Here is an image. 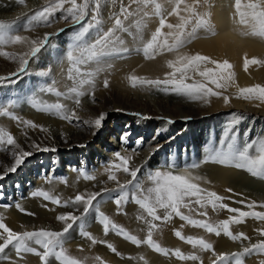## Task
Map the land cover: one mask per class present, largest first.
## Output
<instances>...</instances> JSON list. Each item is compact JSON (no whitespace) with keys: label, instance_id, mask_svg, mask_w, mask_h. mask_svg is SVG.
Returning a JSON list of instances; mask_svg holds the SVG:
<instances>
[{"label":"snow or ice","instance_id":"6c2138e0","mask_svg":"<svg viewBox=\"0 0 264 264\" xmlns=\"http://www.w3.org/2000/svg\"><path fill=\"white\" fill-rule=\"evenodd\" d=\"M20 5H25L26 0H17ZM90 0H83L82 3H78L77 0H55L54 3H49L47 6L34 11L31 17L28 19L29 27L25 28V31H30L35 25L43 24L44 26H51L52 17L54 13L58 10H64L66 15L64 19L69 17L75 23H80L84 20L85 16L88 14ZM95 7L94 12L98 11L100 4L99 0H94ZM200 0H192V3H188L187 0H175V6L168 15H176L180 23L171 24L166 22V18L163 15L162 5L157 2V0H130V4L127 6H122L120 10V15L115 18L114 28L108 29V31L103 32L99 35L97 39L92 42L85 40V34L88 33L89 29L94 25L89 23L87 26L83 27L79 31L74 40L73 46L67 51V60L70 67L68 68V79L73 81L74 86L69 88L66 93L60 92L54 87L55 81L52 85L42 87L39 89L40 92L53 93L57 97L64 96L66 98H71L74 94L75 104L80 106V97L84 95H90L95 100L94 88H95V76L101 69L96 71H88L86 66L92 62H99L100 59L106 55H110L113 52L118 51L116 48L117 38H115V31L117 29L122 31H127L124 27V20L129 17L136 15L131 9L132 4L143 5L147 8L149 5L154 6V13L158 17L159 27L156 28L155 32L152 34L151 39L144 44L143 53L146 59H154L158 51H168V52H178L186 43H190L196 38L197 30L204 28L209 35H217L216 30L212 27L208 20L204 18L198 11L197 7ZM65 4H69L70 7L64 8ZM181 5H183V11L187 13L186 16L180 15ZM236 16L238 17L237 23L246 30L239 32L241 36H260L264 38V0H235ZM144 16H149L148 12H144ZM123 17V19H121ZM93 20L96 24L99 23L96 15H93ZM15 21L5 22L0 20V56L5 57L10 60L19 61L18 72L10 73V76H17L19 73L24 72L29 63V58L35 57L37 53L41 51L53 33H45L42 38L36 37L31 38L28 36L16 34L13 32V25ZM189 25L191 29L189 30ZM137 28L140 27V22H136ZM167 28L169 31L163 33L161 30ZM60 31H63L61 29ZM58 34V33H57ZM171 39V43L169 40ZM122 43V41L120 42ZM7 45H27L28 51L23 54H15L12 52H7L4 50V46ZM120 51L127 52V49H120ZM264 63V61H259L256 58L248 59L245 58L244 67L247 70L250 64ZM214 65V68H209L206 65ZM204 65L203 69L201 66ZM167 67L171 69L170 72L165 74V78L161 79H147L144 77L130 76L129 80L132 83V87H136L137 84L154 86L162 91H169L171 86V91L177 94L185 95L193 100H204L205 103L209 102L210 97H221L223 93L221 91H216L209 85H214L215 89H226L230 83L234 82V72L231 71L232 65L228 60L217 61L208 56H202L196 54L193 56L189 55H177L176 59L167 61ZM189 73L200 76L202 81H194L193 83H187L189 79H193ZM43 76H47L48 72L40 73ZM8 79V77H0V81ZM104 87L109 86V81L104 80ZM85 85L89 86V90L84 91ZM164 87L161 88L160 86ZM239 94L244 99H259L264 101V86L255 85L251 88H241L239 89ZM225 104L229 103V97L223 96ZM15 102H10L7 107H0V116H7L11 119L18 120L19 117L15 116L14 113L9 111ZM29 103L32 107L37 110H43L48 112H55L60 118L69 120L76 117L73 111L71 115L65 114L66 106L62 103L46 104L38 100L36 96L29 99ZM105 118V114L102 113L98 118L93 121H84L83 123L88 124L91 127L100 129L102 127V121ZM148 117H145L147 119ZM28 127L37 128L42 126L36 125L33 121L25 120L22 121ZM168 123H173L169 120ZM130 134H125L121 137L124 142H127L128 136ZM224 140H221V145H226V147L215 148L206 160L220 163V164H231L236 168H242L251 173L253 176H259L264 178V138L260 140H252L238 145L236 134L231 128L227 129L224 133ZM137 145L142 144V138L136 141ZM9 145L16 149H19L13 135L0 127V146ZM33 147L39 151H56L55 148L41 147L38 144H33ZM31 152L18 151L13 152L15 158L14 163L11 167L6 168L5 172L0 174V179H3L7 173L15 172L17 168L24 162L26 157L31 156ZM116 161L110 163L109 167L106 169L108 174V180L116 183V189L105 191H116L118 192L114 203L117 205L118 210L123 204L129 201V198L147 214L146 219L144 216H139L138 219L144 220L148 225V232L145 239L141 240L136 235L131 234L123 227L116 225L105 213L100 212L96 208L97 221L103 226L105 235L108 234L110 230L115 231L118 235L122 236L125 240L131 242L136 246L142 244L147 245L153 251L160 253L164 256L174 255L180 260H192L199 261L203 264L200 256L196 254L185 255L180 249H168L162 247L160 243L153 239V231L159 230L160 224L156 223L167 222L171 220L172 216H178L181 220L186 221L188 224L205 229L209 233H214L219 236L221 233L228 236L233 241H248L250 238L243 232L233 234L230 230V225L241 224L244 222L245 218H254L259 221H264V211H242L239 208H230L227 204L222 203L225 197L218 195L216 192L208 191L200 187L198 183L194 181L201 179L200 177H195L192 172L185 168L183 173H176L174 171H162L155 170L150 171L147 174V179L150 182V186L145 187L143 182L137 179L138 173H140V167H130V162L132 157L130 155H121L120 152L115 153ZM169 168H174L175 165L169 164ZM192 168L199 167L198 164H193ZM122 171L126 175L130 176L131 179L124 183H121L118 176L113 171ZM81 174L85 179L94 180L95 176L89 175L81 169ZM66 183V181H65ZM231 192V189H228ZM33 196L43 197L45 200H49L56 205H61V200L59 197L50 195L46 191L38 190L32 193ZM101 193H89V194H77L72 200L64 201L63 206L67 207L69 204L82 205L83 211L78 216L72 212L58 215L56 219L64 224L62 231H52L47 229H39L35 231H24L16 232L13 231L7 224L4 223V218L0 216V255L5 254L6 249L11 246L15 252L17 259H23L22 254H33L38 256L41 264H49L50 258H54L58 264H84V261L74 257L69 254L65 247V237L69 233L70 229L77 221H81L80 235L89 239L92 244L106 243L107 247L116 255L120 256L121 253L117 251L114 245L107 243L105 241H97L92 234L85 230L83 224V217L86 216L90 209L93 208V201L96 200ZM192 198H195L194 200ZM197 205L200 209L206 208L211 205L213 210L218 208L227 209L230 213H235L238 215L230 216L229 219L220 221L219 223L213 224L207 220L193 219L189 215H185L181 209H188L191 212L192 204ZM240 203H244L240 201ZM264 208V203L259 205L255 201L248 203L247 207L249 209H254L255 207ZM19 208L20 205H17ZM22 210V209H21ZM159 210H163V215L159 214ZM79 211V208H77ZM31 215V213H29ZM200 216H207V212H198ZM259 234L264 237V228L259 229ZM175 235L191 244L194 248H199L201 251H211L215 259L212 264H244V257L250 255H264V239L260 240L258 243L250 244L242 249L240 252L233 253H216L214 246L203 238L195 237H185L182 233L177 230ZM30 242H34L39 246H31ZM82 250V249H81ZM5 259L10 257L4 256ZM131 259V257H129ZM100 264H105V262L100 257H95ZM141 260H145L143 256L140 257ZM11 264H16L15 261H11ZM145 264L147 261L145 260ZM260 264H264V260L260 261Z\"/></svg>","mask_w":264,"mask_h":264},{"label":"bare ground","instance_id":"6f19581e","mask_svg":"<svg viewBox=\"0 0 264 264\" xmlns=\"http://www.w3.org/2000/svg\"><path fill=\"white\" fill-rule=\"evenodd\" d=\"M219 2H225V3L221 6L216 5L210 14L211 18L213 19V21L212 19L211 21L213 22V25H214V26L213 25L211 26L214 27V29L217 32V35L211 36L208 34L207 31L204 32L202 30L201 32H198L196 34L195 39H193L190 43H186L188 44L187 48H192L191 46L195 45L196 50L202 51L204 54L205 52L209 54L215 51L217 48L221 47L219 46L215 48L214 44L218 45L222 43L224 49L226 50V47H229L230 52L228 53L229 54L231 53V55H234L232 53L234 52L235 49H237V51L238 49H242L243 51H245L246 46L243 44L245 42H247L248 44L249 42L250 46L253 45L255 48L253 52L257 60L264 61V54H262L264 50V39H257L256 37L258 36L256 37L255 36L250 37V35L249 37L241 36L239 32L242 31L243 28L237 23L238 19H236L235 17H231L229 15L228 11L230 10V5H228V3L225 0H219ZM154 27H155V24H147V23L145 24L140 23L139 28H137L136 24L131 26V34L133 38L130 40H126V41L124 39L118 38V42H117L118 44H116V48L120 49V48L131 47L132 44L141 43L145 41L148 36L149 30L153 29ZM116 35H118V30L115 31V36ZM129 36L130 34H128L127 32V34H124L121 37L128 38ZM121 41L122 43H120ZM137 47L139 48L138 44H137ZM188 51H190V49ZM239 52H241V50ZM216 54H219V53H216ZM138 57L139 58L137 60L126 61L125 59L122 58L112 63H111V60L109 61L104 60L105 64L102 63L103 65H99L96 69H99L102 67L101 69L103 70L100 72V77L105 78L107 76L108 77L111 76L115 78L117 81H120L123 83L124 81H126V78H127L126 75L128 74V70L131 69L132 67L134 68L135 63L138 60L141 61L140 56ZM156 57L158 58L155 59L154 62L145 63L144 61L143 64L140 63L142 65L141 68L139 69L136 68L137 70L132 75L138 74L139 76L154 77L157 79H159L160 77V79L163 80L165 78L166 73H162L159 67H162L163 65L167 64V61L169 60H174L175 56L174 55L169 56L165 53L163 54L161 53L159 56H156ZM112 58H118V57L115 56ZM153 60H150V61H153ZM146 62L148 61L146 60ZM208 65H211V64H208ZM251 67L253 70L259 69L262 72V77L264 78V63H259L257 65L254 64ZM63 71H61L62 74L58 82H56V87L63 90L64 93H66L69 88L74 86V84L72 80L65 79L64 76L62 77ZM245 73L246 72L244 71V74ZM241 74L242 72L240 71L237 73L236 76H239ZM189 75L195 76V75H192V73H189ZM241 76H243V74ZM193 80L195 81L196 79L195 78L189 79L187 83ZM197 81H199L198 78H197ZM122 86L124 87V84ZM128 87L126 89H128ZM88 90H89V86L85 85L84 91L87 92ZM131 90L134 91L133 87ZM156 94L157 96L156 98L152 99V102L150 100L148 101L147 99H144L143 96H145V94L143 95H141L140 93L137 94L136 91H134L131 94V96L127 94L129 100L125 101L124 98H121V100L123 99V101H125L123 105L113 104L109 100V102H111L112 104H110L106 108H103V111L101 113H104L105 116H113L114 114H117L118 118L112 121L113 122L112 125L114 124L112 128H111L112 126L111 125L110 127L104 129V134H101L99 142H98L99 143L98 146L91 147L90 141H92L91 139L93 138V134H91L92 136L90 137L89 136L87 137L86 135H82L83 133H85V130H82L81 128L84 125L82 126L81 124L78 125L77 123L79 122V120L73 119L71 121L75 122L74 125L72 126L74 129H70L71 127H69L70 130L67 132V136L66 137L62 136L63 137L62 139H61V135L54 134L53 135L54 139L52 140L51 145H49L48 147V148H55L59 150L62 149L63 151L69 150L68 153L66 154V160L61 161V159H58L57 157L53 158V160H47V158H43L41 159L42 161L40 163H37V164L34 163L32 166L29 163H22L24 164V166H22L21 164L15 172L7 173L3 179H0V216L4 218V223L7 224V226H9L11 229L13 227H16L17 224H21V223H22L24 230L37 229L35 223H32L31 224L32 227L30 228L25 225V223L27 222H24L23 219L26 218V216L24 215V217L22 218L21 213H19V210L17 209L18 208L17 205L19 204L21 205L20 207L27 208L28 210H30L29 213H31V215H28V218L30 220L33 218L32 214H35V213H36L35 219L38 217L54 218V217H57L58 215H61L62 214L61 210H56L52 208L55 212L51 211L49 213L40 208V205L38 204L37 200H31V198H27V200H21L20 197L21 196L27 197L28 193H30L31 191L51 190L53 193V196H61L62 200H67V199L71 200V198H74L73 195L75 193L81 192L84 188L90 186L91 183H89V181H94L96 182L95 186L100 185L101 187L100 182L103 180L102 178L105 175L109 174L106 171V169L109 167L110 163H112L113 161L117 163L119 162V161H116L114 154L113 155L106 154L107 152L105 150L108 148H112V147L114 148L119 147L123 150L124 145H126V143L134 135H137L138 133L141 135L139 136V138H142V146L141 148L136 147L135 149V150H138L137 158L135 157L137 162L140 164L143 161H146L148 157H150L151 159V161H149L150 164L148 163L149 165L148 164L147 165L148 167L151 168V171H155V170L169 171V170L164 169V167L161 166L159 160L153 159V156L156 155L159 151L166 153L167 151L171 152L172 150H176V148H181L182 146L183 147L187 146V148L191 146H199L204 140H206V138L210 134H212L213 130H217V128L221 130H225L226 126L227 128L228 127L230 128L231 124H234V123L238 124V126H234V129H237L238 127H243V126H239L240 123H238L239 122L238 119L242 118V114L238 112L239 107L233 106L231 104H227L229 109H226L225 103L221 102L222 100L219 97H217L216 101H213L210 105H197V104H187L186 102L185 103H180L177 101L173 102L174 100L172 98H169V97L165 98L163 96H160L161 92H158ZM85 96L86 95L82 97H85ZM147 96H148V93H147ZM98 98L96 99L98 100ZM73 100L75 101L74 94L71 96V98H66V101L64 102L66 104V108L71 104V101L73 104L74 102ZM242 105L243 107H246L250 110L255 111V114L256 113L264 114V102L263 101L254 102V101L249 100ZM93 107L94 106H89V109L92 110ZM90 110H87V111L90 112ZM29 112L30 111L26 112L24 110V113L22 115L20 114L21 118L18 123L5 120L3 121V123L0 121L1 126L4 127V129L11 131V130H15L14 128H17L18 126L25 127V124L22 123V121H25V120L34 121L35 123H37L36 125H40L43 127L44 125L46 126L50 124L43 114L42 116H38V118L35 117L37 115H35L34 117L31 116L32 117L31 118L29 116L32 115V113H29ZM74 112H76V110ZM91 113H93L94 115L93 120L98 118L101 114V113L95 114L94 112H91ZM225 113H229V114H225ZM75 115H78V114L76 113ZM134 117H139V118L135 119ZM145 117H148V118L145 119ZM249 119L255 120L253 123L257 124L258 127L260 125L261 129L264 131V121L263 120L252 118V117H249ZM35 120H37L38 122ZM169 120L173 121V123H168ZM122 125L124 126L123 129L125 130L122 136H124L125 134H130L128 136L127 142H124L121 139V137L119 138V136L118 138L116 137L117 139L114 138L116 135L113 136V134L116 133L115 131H117V129L120 128ZM152 125H154V128H156V131L154 132L155 133L154 137L150 140L149 139L150 135L153 132ZM114 126L116 127L115 130H114ZM64 129H66V127ZM21 130H22L21 128L16 129L14 136H16L17 141L21 143L20 147L22 148V150L26 151V149L28 148H26V145L24 146L23 144L25 137L21 135L23 133V131ZM33 131L29 132V134L33 135L34 137L35 132ZM245 132H246V129L244 128L242 134H244ZM107 134H109L108 138H107ZM254 136L257 141L260 140L261 138H264V135H262L261 138L256 137V134H254ZM243 137H246V134H244ZM57 139H60L62 141L59 142ZM117 140L120 142L117 143ZM27 143H30V142H27ZM145 145H147L148 148H145ZM87 146L92 149L94 148L95 150L94 149L92 151L90 150L89 153H87L88 155H85V153L83 152L82 155H84L83 157L85 158L82 161L83 163H81V161L78 160L79 156H77V154L79 153L78 148L87 147ZM43 147H46V146H43ZM31 149L33 148L32 147L30 148V152H31ZM38 152H44V151L38 150ZM81 157L82 156H80V158ZM94 158L96 160L107 159L108 162L105 165L101 164V167H97L98 164L93 163V161L95 160ZM14 160L15 158L10 159L7 153H4V152L0 153V174L4 173L6 168L11 167L12 164L14 163ZM79 162L81 163L80 165H84V166H87L89 164L94 165L93 168H91V171H85L87 174L95 176L94 180H89V179L83 180L81 179L83 177L81 176L79 177V173H77L78 170L74 171L75 169L73 168L76 163H78L79 165ZM186 164L178 165L177 167L178 168L180 167V169L174 172L183 173L184 169L188 168L192 172L193 176L201 178L199 180L194 181L195 183H198L201 188L206 189L208 191L216 192L218 195L222 197H228V198L235 197L239 199L244 198L250 202L255 201L256 203H264V197L253 199L250 196L246 197L240 191V187H241L240 183L243 181H244L243 183H245V177L243 176V173L242 175L241 173H239L241 168H236L234 165H231V164H220L216 162H212V163L206 162L205 163L204 161L200 163L198 162L194 163V164L199 165V167L197 168H192L190 165H186ZM39 166L42 168V171L39 176H42V177L37 176L38 171H39ZM20 170H22V172H20ZM47 170L49 171V174L48 176L43 178L44 176L43 173H45V171ZM113 171H116V170L113 169ZM61 173L64 175V178H66L65 179L66 183L65 181H59V180L48 181L49 176L50 177L53 175L57 176V174L59 175ZM138 180L143 182L145 187L150 186V182L148 181L147 176H145L144 174L138 177ZM232 181L237 182L236 186L231 184ZM105 185H108V184H105ZM228 189H231V192H229ZM86 190L88 189L86 188ZM96 190L98 189L96 188ZM192 199L194 200L195 198H192ZM13 200L16 201V205L13 209H7L4 207V205H2L6 203H11ZM23 202H25L24 205H23ZM222 203L227 204L228 202L222 201ZM191 207L193 209L191 212H189L188 209H183V208L181 209V211L185 215L191 216L193 219L207 220L208 222L213 223V224L229 219L230 216L238 215L235 213H230L227 209L218 208L217 210H213L211 205H208L204 209H200L197 205L193 203ZM102 209H103V213H105L115 224L123 225V228L125 230H127L133 235H136L141 240L146 238L147 232H148V225L147 223L144 222V220L138 219V217L144 216L146 219H150V217H147V214L144 213L143 210L140 209L139 206L135 204L131 199H129V201L126 204H123L119 210L117 208V205L114 203V201L110 204L103 205ZM203 211L207 212L206 217L198 215V212H203ZM52 212L54 213L52 214ZM159 214L163 215V210H159ZM252 219L253 218L251 217L246 218L242 225L232 224L230 225V230L233 232V234H237L240 232L247 234V233H252L256 229V227L259 229L260 227L264 226V225L256 224V222ZM156 223L160 224V228L159 230L153 231V239L156 240L158 243H160L162 247H165L168 249L178 248L185 255L196 254L200 256L201 259H205L207 264H210L213 261V257L207 256L198 247L194 248L191 244L179 239L175 235V231L179 230L182 233V235H184L185 237H195V238L205 239L206 241L210 242L214 246L215 249H217L218 253H221V252H226V253L232 252L233 253V251L237 250L238 248V246H233L234 244H236L237 241L231 240L228 236L224 235L223 233L217 236L214 233L207 232L203 228L194 227L188 224L186 221L181 220L178 216H175V215H173L171 220L167 222L157 221ZM60 224H56L55 226L62 229L63 226L62 224L61 225ZM88 228L90 230L88 232H90L92 236L96 238L97 241H105L107 243L114 245L117 251L121 253L120 256L122 258H119L116 255L112 254L110 252V249L107 247L106 243L98 242L96 244H92V242L89 239L81 236L80 234L77 236V231L74 232V230L73 231L71 230L66 235V244L68 245L69 250L73 249L76 251L75 252L71 251L70 255L81 259L82 261H84V264H91L92 262L96 261L95 257H100L105 262V264H145V260L147 261V264H197L199 262V261H192V260H180L171 254L168 256H164L160 253L153 251L151 248H149L145 244L136 246L132 244L131 242L125 240L122 236L118 235L115 231H111V232L109 231L108 234L105 235L103 226L102 228H100L99 225L97 226L89 225ZM8 252L9 251H6L5 254L3 255L8 254ZM141 256H143L145 260H141L140 259ZM9 257L11 258V260L7 261L6 263H2V259L0 258V264H11V261H14V258L11 256ZM129 257H131V259ZM259 258L253 260L251 257H248L247 263L260 264V261H262L263 258H260V259ZM15 262L16 264H41V262H39V259L32 258L29 256H25V258L21 262H18V261H15Z\"/></svg>","mask_w":264,"mask_h":264},{"label":"rangeland","instance_id":"374dc122","mask_svg":"<svg viewBox=\"0 0 264 264\" xmlns=\"http://www.w3.org/2000/svg\"><path fill=\"white\" fill-rule=\"evenodd\" d=\"M225 1L228 3V5H230V10L228 11L229 15L231 17H235L236 19H238V17L236 16L235 0H225ZM54 2H55V0H26L25 5H20L17 2V0H0V20L5 21V22L15 21V24L13 25V32L14 33L24 35V36H28L31 38H36V37L42 38L45 33H53L54 34L51 37V39L49 40V42L44 47L41 48V51L39 53H37V55L35 57L29 58V63L27 65L26 70L24 72L19 73L17 76H10L9 74L13 73V72H18L19 61L6 59L5 57L0 56V77H8V79L0 81V107H7V106H9L10 102L14 101L15 103L11 107H9V111L14 113L15 116H18L19 120L21 118L20 114L22 115L24 113V110H25L26 112L30 111L29 113H32V115H30L29 117H31V116L34 117L35 115H37L35 117L38 118V116H42V114H43L45 116V118L47 119V121L50 123L49 125H46V126L44 125V127L42 126L43 129H46L47 131L41 130V127H37L36 128L37 131H36L35 128H31V127H28L26 125H25V127L18 126L17 128H14L15 130L18 128L22 129L21 131H23V133L21 135L23 137H25L23 144H24V146L26 145V148H28V149H26V151L30 152V148L31 147L33 148V149H31L32 155L29 157H26L24 159V162H23V163H29L31 166L34 163H36V164L40 163L42 161L41 159H43V158H47V160H53V158L57 157L58 159H61V161L66 160V154L68 153L69 150L63 151L62 149L61 150L56 149L55 152H53V151L38 152V150L33 147V144L34 143L38 144L41 147H43V146L49 147V145H51V143H52V140L54 139V136H53L54 134L61 135V139L63 138L62 136L66 137L67 132L70 129H74L72 126L74 125L75 122L62 119V118H60L59 115L55 114V112L37 110L36 108L31 106V104L29 103V99L33 96H36L38 98V100L41 101L42 103L54 104V103L59 102V103H62L66 106V104L64 103L66 101V97H64V96L57 97L53 93L40 92L39 89L42 87L52 85L53 81L58 82V80L62 74L61 71H63V70L64 71H63L62 77L64 76L65 79H68V68L70 67V65H69V62L67 60L66 54H67V51L73 46L76 34L79 31H81L83 27L87 26L89 23H92L94 25L92 28L89 29L88 33L85 34V40L88 42H92L95 39H97L99 35L103 34V32H106L108 29L113 28L114 23H115V18L120 15L121 7L127 6L128 4H130V0H99L100 7H99L98 11L94 12L93 9L95 7V3H94V0H90L88 14L85 16L84 20L81 21L80 23L73 22L70 17L68 19H64L66 12L64 10H58L54 13L53 17L51 18L52 19L51 26H44L43 24H40V25H35L33 27V29L30 31H25V28L29 27L28 19L31 17V15L34 13V11L39 10V9L47 6L49 3H54ZM77 2L82 3L83 0H77ZM157 2H159L162 5L163 15L165 16L167 23H171V24L180 23V20L176 15H168V13L171 12L172 8L175 6V0H157ZM187 2L192 3V0H187ZM244 2L246 3L247 0H244ZM224 3L225 2H219V0H200V3L197 7V11L202 16H204V18L206 20H208L210 25H213V22H212L213 19L211 18V15H210L211 11L215 8L216 5L221 6ZM68 7H70V5L65 4L64 8L67 9ZM183 7L184 6L181 5L180 15L186 16L187 13H185L183 11ZM131 9L134 12H136V15L129 17L127 20L123 21L124 27L127 29V31H122V30L117 29L118 35H116L115 38H117V42H118V38L124 39L125 41L132 39L133 36L131 34V26L135 25L136 22L139 21L140 23H144V24L145 23L155 24V27L153 29L149 30V33H148L146 40L141 42V43L132 44L131 47H126L127 52L120 51V49H124V48H120V49H118V51L113 52L110 55H106V56L102 57L98 63L97 62L90 63L89 65L86 66V69L88 71H96L97 70L96 68L99 65L105 64L104 60L105 61L111 60V63L114 61H117L119 59H122V58L125 59L126 61H130V60H137L139 58L138 56H140L141 61L138 60L135 63V65H134L135 70L133 67H132L133 69L131 68L128 70V74L126 75L127 76L126 81H124L123 83L120 81H117L115 78H113L111 76H109V77L107 76L105 78L100 77V72L103 69H101L102 67L99 68V69H101V71H99L97 73V75L95 76V82H96L95 83L96 89L94 88L95 100L93 101V99L90 95H86L85 97H80V101H81L80 106H77L75 104V102H73V104H72V101H71V104L65 110V114H68V115H71V113L76 110L75 114L76 113L78 114V115H76V117H80L79 122L77 121L78 122L77 124L78 125L81 124V126L84 125L81 128H82V130H85V133H86V134L83 133L82 135H86L87 137L88 136L90 137V136H92L91 134H93V138L91 139L92 141H90L91 147L92 146L96 147L99 145L98 142H99L101 134H104V129L110 127L113 123L112 121L117 119L118 115L114 114L113 116H105L104 120L102 121V127L100 129H96L94 127H91L88 124H85L83 122L84 121H92L94 118V115L91 112H94L95 114L96 113L100 114L103 111V108L108 107L112 103L116 104V105H123L126 100H129L127 94H129L131 96V94L134 91H136L137 94H139V93L141 95L145 94V96H143L144 99H147L148 101L150 100L151 102H152V99L156 98V96H157L156 93H158V92H161L160 96H163L165 98H167V97L172 98L174 100L173 102L177 101L180 103L186 102L187 104L210 105L213 101H216L217 97H210L208 103H205L204 100H193V99H190L189 97H187L185 95L177 94L176 92L171 91V86H168L169 91H167V92L162 91V90H160L154 86L150 87V85H140V84H137L136 87H133L134 91L131 90L132 89V83L129 80V77L133 76L132 74L137 69L141 68L142 65L140 63L143 64L144 61H145V63L154 62L155 59L158 58L156 56H159L161 53L162 54L165 53L169 56L174 55L175 59H176L177 55L193 56L196 54H200L202 56H208L209 55L208 57H210L214 60H217V61L228 60L231 63V65L233 66L231 71L234 72V74H235L234 82L230 83V85L226 89H215L214 85H209V87H212L214 90L221 91L223 93V95L221 97H219L222 100L221 102L225 103L223 96H228L230 98L228 104L239 107L238 112L242 114V118L238 119L239 120L238 123H240L239 126H243V127H238L237 129H234V126H238L237 123L231 124V126H230V128L232 127L231 128L232 131L236 134L238 145H242L243 143H245L247 141L256 140L254 134H256V137H259V138H261L262 135H264V131L261 129L260 125L258 127L257 124L253 123L255 120L249 119V117H252V118H257V119L264 121V114L263 113H261V114L256 113L255 114V111L250 110L246 107H243V105H242L249 100L254 101V102H262V101L259 99H255V98L244 99L239 94V89H241V88H251L255 85L264 86V78L262 77V72L259 69L253 70L251 66H253L254 64L248 66L247 70H245V67H244V61H245L246 57L248 59L256 58L254 56V52H253L255 50L253 45H251L252 46L251 47L249 42H248V44H247V42H245L243 45L246 46V50L243 51L242 49H238V51H237V49H235L234 52L232 53L235 55L234 56V55H231V53L230 54L228 53V52H230L229 47H226V50L224 49L222 43H220L218 45L214 44L215 48L219 47V46H221V47L217 48L215 51H213L212 53H209V54L206 52L204 54L202 51L196 50L195 45L191 46L192 48H187L188 44H185L182 48H180L178 50V52H175V51L174 52H168L166 50L162 51V52L158 51L157 52L158 55L157 54L155 55L154 60L153 59H146L144 56V53H143V47H144V44H146L151 39V36L155 32L156 28L159 27L160 17L155 15L153 5H149L147 8H144L143 5L132 4ZM144 12H148L149 16L145 17ZM93 15H96L97 19L99 20L98 24H96L95 21L93 20ZM121 19H123V17H121ZM211 19H212V21H211ZM61 29H63V31H60ZM190 29H191V25H189V30ZM202 30L204 32H206V30L204 28H200L197 30V33L201 32ZM242 30H246V29H242ZM161 31L163 33H167L169 31V29L164 28ZM127 32H128V34H130V36L128 38L121 37L122 35L127 34ZM251 36H253V35H250V37ZM245 37H249V35L245 36ZM256 38L257 39H264V38H261L260 36H258ZM117 42H116V44H118ZM169 42L171 43V39L169 40ZM137 44H138L139 48L137 47ZM189 49H190V51H188ZM4 50L7 52L15 53V54H23V53L28 51V46L27 45H7V46H4ZM240 50H241V52H239ZM136 51H137V53H136ZM216 53H219V54H216ZM262 54H264V50H263ZM227 55H228V57H227ZM115 56L118 58H112ZM233 58H235V59H233ZM45 59L46 60L48 59V60L46 61ZM146 60L148 62H146ZM150 60H153V61H150ZM235 64H237V65H235ZM241 64H242V66H241ZM255 65H257V64H255ZM136 66H138V67H136ZM206 66L209 68L215 67L214 65H206ZM203 67H204V65L201 66L202 69H203ZM159 69L162 73H167V71L168 72L171 71V69H169L167 67V64L163 65L162 67H159ZM240 71L242 72L243 76H241L242 74L239 76H236L237 73ZM244 71L246 72L245 74H244ZM42 72H48V75L43 76L40 74ZM192 75H195V74L192 73ZM97 76H98V78H97ZM134 76L144 77V78L147 77V76H139L138 74H136ZM193 78L196 79L195 81H197V78L199 79V81H202V79H203L198 75L193 76ZM105 79H107L109 81V86L107 88L104 87V83H103ZM147 79H157V78L147 77ZM159 79H160V77H159ZM193 82H194V80L191 82H188V83H193ZM123 84H124V87L122 86ZM97 86H99V87H97ZM54 87L56 89H58L60 92L64 93L63 90L56 87V83H55ZM127 87H128V89H126ZM160 87L163 88L162 85ZM122 88H124V89H122ZM135 89H137V90H135ZM147 93H148V96H147ZM125 95H127V96H125ZM96 98H98V100L99 99L100 100L98 101ZM121 98H124L125 101H123V99L121 100ZM109 100L112 103L109 102ZM235 103H237V104H235ZM225 105H226L225 108L229 109L227 104H225ZM241 105L243 108L241 107ZM89 106H94V107L92 108V110H90ZM96 106H98V107H96ZM87 110H90V112H88ZM225 114H229V113H225ZM134 118L138 119L139 117H134ZM73 119H75V118H73ZM73 119H71V120H73ZM5 120L10 121V122H14V123L19 122L18 120L11 119L10 117H7V116H3V117L0 116V121L2 123ZM51 120H53V121H51ZM35 121H37V120H35ZM1 122H0V127H2ZM35 124H37V123H35ZM113 125L111 126V128L113 127ZM38 126H40V125H38ZM65 127H66V129H64ZM69 127H71V128L69 129ZM123 127L124 126L122 125L120 128L117 129V131H115L116 133L113 134V136L114 135H116V136L114 138H116V137L118 138V136H119V138L122 137V135L124 134V131H125L123 129ZM244 128L246 129V132L244 133V134H246V137H243L244 134H242ZM33 129H34V131H33ZM115 129H116V127L114 126V130ZM152 129H153V132L150 135V138H149L150 140L155 135L154 132L156 131V128H154V125H152ZM227 129H229V127L227 128V126H226L225 130H221L219 128H217V130H213L212 134H210L206 138V140H204L199 146H191L188 148H187V146H185V147L182 146L181 148H176V150H172L171 152L167 151L166 153L159 151L156 155L153 156V159L159 160L161 166L164 167V169L171 170V171L179 170L180 167L178 168L177 167L178 165H184L187 163L186 165L192 166L196 162L200 163L202 161H205L206 158L210 154H212V152L215 148L226 147V145H221L220 141L225 139L224 133ZM15 130H11L9 132L16 139V136H14ZM32 131L35 132L34 137H33V135L29 134V132H32ZM64 131H65V133H64ZM70 135H71V133H70ZM139 136H141L139 133L137 135H134L126 143V145H124L123 150L119 147L118 148L112 147V148H108L105 150L107 152L106 154H109V155L114 154V156H115L116 152H120L121 155H130L132 157V160H131L129 166L130 167H140V169H141L140 173H138V177L142 176L143 174L145 176H147V174L151 171V168L148 167V165L150 164L149 161H151L150 157H148V159H146V161H143L140 164L136 160L138 150H135V149H136V147L141 148V146H142V144L138 146L136 143V141L138 139H140ZM108 137H109V134H107V138ZM37 139H39L40 141ZM25 140H26V142H25ZM57 140L59 142L62 141L60 139H57ZM16 142L19 145V149H16L13 146L4 145V146H0V153H2V152L7 153L10 159H14L13 152H18V151L22 150V148L20 147L21 143L18 142L17 139H16ZM27 142H30V143H27ZM119 142L120 141L117 140V143H119ZM61 146H59V147H61ZM145 148H148V146L145 145ZM93 149L89 148L88 146L78 148L79 153L77 154V156H79V158H80V156H82L81 157L82 159L81 158L79 159L77 157L78 160L81 161V163H83L82 161L85 157H83L84 155H82V153L84 152L85 155H88L87 153H89V151L90 150L92 151ZM34 150H36V151H34ZM184 157H185V159H184ZM98 160H100V159H98ZM98 160L95 159L93 161V163L98 164L97 167H101V164L105 165L108 162L107 159H101L100 161H98ZM208 162L212 163V161H208ZM81 163L79 162V165H78V163H76L74 165V167H73L75 169L74 171L78 170L77 173H79V177L81 176V177H83L81 179L87 180L84 178V176L81 174L80 171H81V169H83L84 172L85 171H91V168H93L94 165L89 164L87 166H84V165H80ZM169 164H173V165H175V167L169 168L168 167ZM22 166H24V164H22ZM41 171H42V168L39 166V171H38L37 176L40 175ZM20 172H22V170H20ZM114 172L116 173L117 176L119 175L118 179L120 180L121 183H124L127 180L131 179L130 176L126 175L122 171H120V172L114 171ZM239 173H241V175L243 173V176L245 177V183H243L244 179L242 180L243 182L240 183L241 184L240 191L242 192V194L245 195L246 197L250 196L253 199L254 198H261V197L263 198L264 197V178H261L259 176H253L251 173H249L248 171H246L245 169H242V168L239 171ZM48 174H49V171L48 170L45 171V173H43V175H44L43 178L48 176ZM39 177H42V176H39ZM138 177H137V179H138ZM48 178H49L48 181H55V180L65 181V179H66V178H64V175L62 173L59 175L57 174V176H55V175H53L51 177L49 176ZM102 179H103L101 181L102 183L100 182L101 187H100V185L95 186L96 182L89 181V183H91V184L89 187H86L88 190H86V188H84L81 192H77L73 195L75 197L77 194L96 193V191L101 193V195L98 196L95 201H93V208L90 209L89 213L83 217L82 222L85 226L86 231H90L88 228L89 225H92V226L99 225L100 228H102V225L100 223H98V221H97L96 208H98L100 212H103L102 206L105 204L112 203L118 195V192H116V191H105V189H108V190L116 189V187H117L116 183L108 180V175H105ZM104 183L108 184V185H105ZM236 183H237L236 181L231 182V184L235 185V186H236ZM95 187L98 190H96ZM93 188L95 189V191ZM33 192H35V191H31L30 193H28L27 197L21 196L20 199L21 200H27V198H31V200H37L38 204L40 205V208L46 212H49V213L51 211H54L52 208H54L56 210H61L62 214H63V212H64V214H65V212L66 213L72 212L73 214L78 215V216L83 211L82 205L73 206V205L69 204V206H67V207L63 206V202L64 201H70V199L62 200L61 196H55V197H59L61 200V205H56L49 200H45L43 197L33 196L32 195ZM46 192H48L50 195H53L51 190H49V191L47 190ZM252 195H253V197H252ZM72 199L73 198H71V200ZM241 199L235 198V197H230V198L225 197V199L223 201L228 202L227 205L230 208H239L242 211H257V212L264 211V208H261L258 206L255 207L254 209H249L247 207V204L251 203V202L247 201V199H244V198H241ZM240 201H243L244 203H240ZM24 203L25 202H23V205H24ZM256 204L259 205L261 203H256ZM2 205H4V207L7 209H13L16 205V201L13 200L11 203H6V204H2ZM77 208H79V211H77ZM17 209L19 210V213H21L22 218L24 217V215L26 216V218L23 219L24 222H27V223H25V225L30 228V227H32L31 224L35 223L37 229L24 230L22 223H21V224H17L16 227H13L12 230L16 228L13 231H16V232L35 231V230H39L41 228L47 229V230H52V231H62V229L64 228V224L62 222L58 221L56 219V217H54L55 219L54 218H47V217H41L42 219L40 217H38L35 219V214H36L35 213V214H32L33 218L30 220L28 218L30 210H28L27 208H23V207H20ZM54 212H52V214ZM40 220H42V221H40ZM252 220H254L256 222V224L264 225V221H259V220H256L254 218ZM60 223L63 226L62 229L55 226L56 224H60ZM80 223H81V221H77V223L73 225V228L70 229V231L71 230L72 231L74 230V232L77 231V236L80 234V227H79ZM242 224L243 223H241L239 225H242ZM118 225L123 227V225H121V224H118ZM55 228H57V229H55ZM262 228H264V226L260 227L259 229H262ZM259 229L256 227V229L252 233H247V234L245 233L250 238V240L244 241V242L243 241H237L236 244H234L233 246H238V248H237V250H235L233 252H240L244 247L249 246L250 244L258 243L260 240L264 239V237H262L259 234V231H258ZM111 231H113V230H110V232ZM75 239H76V237H75ZM65 240H66V237H65ZM30 244H31V246L37 247L39 249V246L36 245L34 242H30ZM241 246L242 247L244 246V247L242 248ZM65 247L68 250L69 254L71 251L72 252L76 251L73 249L69 250L68 245L66 243H65ZM39 250L42 251V249H39ZM6 251H9L8 254L0 255V258L2 259V263H6L7 261L11 260V258H10V260L5 259L4 256H8V257L11 256L14 258V261H18V262L23 261L25 256H29L32 258L39 259L38 256L25 253V254H22L23 259L18 260L17 256H16V252L11 246L9 247V249H6ZM215 251H216V253H218L217 249H215ZM110 252L112 254L116 255L111 250H110ZM202 252L205 253L207 256L213 257V260L215 259L213 256V253L211 251H202ZM116 256L119 258H122L121 256H118V255H116ZM248 257H251L253 260L260 257V258H263V260H264V255H255L254 254V255L244 257L243 258L244 264H249V263H247ZM201 260L203 261V264H207L205 259H201ZM39 262H41L40 259H39ZM96 262H98V263H96ZM50 263L51 264H58V262L55 261L54 258H50L49 264ZM91 264H100V262L96 260V261L92 262ZM197 264H200V262H198ZM210 264H212V262Z\"/></svg>","mask_w":264,"mask_h":264}]
</instances>
